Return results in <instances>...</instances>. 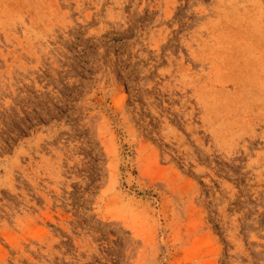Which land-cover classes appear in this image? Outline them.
<instances>
[{
	"label": "rangeland",
	"instance_id": "1",
	"mask_svg": "<svg viewBox=\"0 0 264 264\" xmlns=\"http://www.w3.org/2000/svg\"><path fill=\"white\" fill-rule=\"evenodd\" d=\"M0 264H264V0H0Z\"/></svg>",
	"mask_w": 264,
	"mask_h": 264
}]
</instances>
